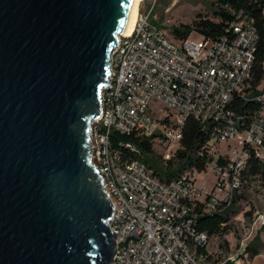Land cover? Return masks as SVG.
<instances>
[{"label":"water","instance_id":"obj_1","mask_svg":"<svg viewBox=\"0 0 264 264\" xmlns=\"http://www.w3.org/2000/svg\"><path fill=\"white\" fill-rule=\"evenodd\" d=\"M134 0H0V264H112L91 157Z\"/></svg>","mask_w":264,"mask_h":264},{"label":"built area","instance_id":"obj_2","mask_svg":"<svg viewBox=\"0 0 264 264\" xmlns=\"http://www.w3.org/2000/svg\"><path fill=\"white\" fill-rule=\"evenodd\" d=\"M154 11L155 4L146 11L140 7L133 33L121 37L111 56L110 88L90 131L91 157L115 209L112 264H199L211 239L198 231V218L221 213L241 191L252 156L264 163V90L255 94L261 109L247 129H240L232 108L236 98L250 97L258 33L238 22L231 38L193 41L191 34L174 41ZM190 117L208 129L203 150L212 161L206 170L217 176L211 191L198 184L196 170L165 182L143 155L124 158L111 142L114 132L151 140L165 148L162 158L169 161ZM221 145L230 151L222 163L215 155ZM257 226L264 228L263 215L253 221ZM247 248L241 240L237 264L248 262Z\"/></svg>","mask_w":264,"mask_h":264},{"label":"trees","instance_id":"obj_3","mask_svg":"<svg viewBox=\"0 0 264 264\" xmlns=\"http://www.w3.org/2000/svg\"><path fill=\"white\" fill-rule=\"evenodd\" d=\"M238 22L253 26L258 33L250 97L246 100L241 97L236 98L232 105L239 119V127L243 130L250 127L253 116L261 109L255 94L259 92L264 79V0H219L213 12V19L198 18L192 25L174 29L171 35L177 41L186 40L194 32L201 34L204 38L215 40L223 37L231 38L234 36L233 25ZM208 138V129L190 117L186 121L183 139L169 161H164L155 153L151 140L114 132L111 135V142L114 149L124 158L135 160L143 155V161L155 170L158 177L165 182H170L181 178L188 170L202 172L207 169V165L212 161L209 154L203 150ZM128 144H132L135 149H129ZM222 157L221 163L225 160V157ZM260 176L264 178V163L252 156L244 173L243 186L248 178ZM243 199V195L237 193L229 204L224 203L225 208L221 213L205 214L198 218L199 232L208 234L210 239L216 237L222 240L217 254H210L208 248L200 251L204 264H232L227 259L231 251V243L227 238L234 236L239 243L242 240L236 220L243 212L239 206ZM254 214L255 209L243 213L244 218L249 222ZM238 246L239 244L237 250ZM247 253L248 262L254 260L257 256L264 254V243L258 239L248 244Z\"/></svg>","mask_w":264,"mask_h":264},{"label":"rangeland","instance_id":"obj_4","mask_svg":"<svg viewBox=\"0 0 264 264\" xmlns=\"http://www.w3.org/2000/svg\"><path fill=\"white\" fill-rule=\"evenodd\" d=\"M219 0H143L140 4L141 10L146 11L152 4H155L154 20L162 28V30L168 35L171 40H175L171 32L174 29H181L183 26L192 25L198 18L207 17L213 19V12L215 6ZM191 40L202 41L204 37L196 32L192 33ZM264 88V79L259 87L260 91ZM155 153L158 156L163 157L166 154L164 147L154 145ZM230 151H227V146L221 145L217 148L215 155L217 157L226 155ZM198 184L205 186L209 191L213 189L217 183V176L209 170L198 172ZM243 195V201L240 203L242 214L237 218L236 222L239 224L241 239L246 244L260 239L264 243V228L253 227V221H256L257 216H264V178L263 177H250L246 180L241 191L238 192ZM255 209V214L249 222L244 218L243 213L249 212ZM231 243V251L227 256L229 262L237 264L240 259V255L237 250L239 244L238 239L234 236L227 238ZM222 243L220 238H211L208 251L210 254H217L219 244ZM199 264H204L203 260ZM241 264H249V262L241 261Z\"/></svg>","mask_w":264,"mask_h":264},{"label":"bare ground","instance_id":"obj_5","mask_svg":"<svg viewBox=\"0 0 264 264\" xmlns=\"http://www.w3.org/2000/svg\"><path fill=\"white\" fill-rule=\"evenodd\" d=\"M142 1L143 0H134L132 13H131L130 20H129V26L124 36H130L133 33L138 17H139L140 4L142 3Z\"/></svg>","mask_w":264,"mask_h":264},{"label":"crops","instance_id":"obj_6","mask_svg":"<svg viewBox=\"0 0 264 264\" xmlns=\"http://www.w3.org/2000/svg\"><path fill=\"white\" fill-rule=\"evenodd\" d=\"M249 264H264V254L257 256L254 260L250 261Z\"/></svg>","mask_w":264,"mask_h":264}]
</instances>
